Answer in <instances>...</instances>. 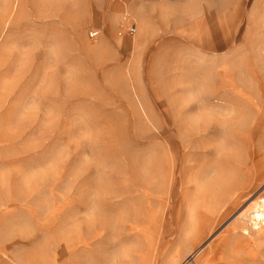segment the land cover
<instances>
[{
	"label": "rangeland",
	"instance_id": "1",
	"mask_svg": "<svg viewBox=\"0 0 264 264\" xmlns=\"http://www.w3.org/2000/svg\"><path fill=\"white\" fill-rule=\"evenodd\" d=\"M264 0H0L2 264H264Z\"/></svg>",
	"mask_w": 264,
	"mask_h": 264
},
{
	"label": "bare ground",
	"instance_id": "2",
	"mask_svg": "<svg viewBox=\"0 0 264 264\" xmlns=\"http://www.w3.org/2000/svg\"><path fill=\"white\" fill-rule=\"evenodd\" d=\"M252 220L255 222V225L257 221H264V201H261V206L256 204V207L252 209Z\"/></svg>",
	"mask_w": 264,
	"mask_h": 264
},
{
	"label": "crops",
	"instance_id": "3",
	"mask_svg": "<svg viewBox=\"0 0 264 264\" xmlns=\"http://www.w3.org/2000/svg\"><path fill=\"white\" fill-rule=\"evenodd\" d=\"M261 201H264V199H262ZM261 201L259 203H261ZM0 264H2V261H0Z\"/></svg>",
	"mask_w": 264,
	"mask_h": 264
}]
</instances>
